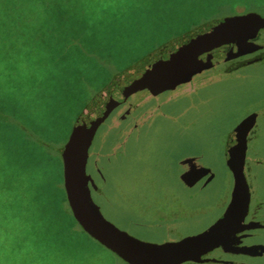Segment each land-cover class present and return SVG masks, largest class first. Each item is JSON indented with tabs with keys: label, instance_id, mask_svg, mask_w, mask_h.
<instances>
[{
	"label": "rangeland",
	"instance_id": "obj_1",
	"mask_svg": "<svg viewBox=\"0 0 264 264\" xmlns=\"http://www.w3.org/2000/svg\"><path fill=\"white\" fill-rule=\"evenodd\" d=\"M251 10L264 15V0H0V264H126L77 225L78 235L61 225L59 149L116 73L205 22ZM199 81L186 98L158 96L153 128L112 159L111 178L130 182L148 169L168 174L159 186L179 188L175 162L192 152L224 176L218 143L262 98L264 67ZM103 211L122 225L135 214Z\"/></svg>",
	"mask_w": 264,
	"mask_h": 264
},
{
	"label": "flooded vegetation",
	"instance_id": "obj_2",
	"mask_svg": "<svg viewBox=\"0 0 264 264\" xmlns=\"http://www.w3.org/2000/svg\"><path fill=\"white\" fill-rule=\"evenodd\" d=\"M250 12L256 13L258 19L237 40L201 53L184 69L130 94L106 115L90 139L85 174L91 181L87 186L90 199L108 223L155 246L199 239L190 241L188 256L162 264H264V94L250 103L246 113L219 141V156L225 167L222 178L203 162L201 152L176 160L177 173L170 179L179 188L159 186L167 173L147 169L130 182H119L108 173L112 159L122 155L127 144L140 143L153 128L152 105L161 93L186 98L187 93L196 90L201 78L237 73L249 66L264 67V15ZM243 14L235 13L230 18ZM205 73L208 76H202ZM141 91L145 95L142 99L129 101L131 95ZM144 104L150 109L138 111ZM166 110L160 111L162 116L174 120L175 112ZM186 112L178 113L182 116ZM112 136L116 138L110 141ZM128 206L135 214L124 218L125 225L103 211L107 207L118 213ZM143 215L152 216V221H144Z\"/></svg>",
	"mask_w": 264,
	"mask_h": 264
},
{
	"label": "water",
	"instance_id": "obj_3",
	"mask_svg": "<svg viewBox=\"0 0 264 264\" xmlns=\"http://www.w3.org/2000/svg\"><path fill=\"white\" fill-rule=\"evenodd\" d=\"M258 15L247 12L234 18L211 20L176 36L126 69L116 73L76 118L65 144L59 149L63 187L72 215L79 226L98 243L127 264H162L188 256L191 242L155 246L142 243L108 223L90 199L85 174L87 148L97 126L106 115L133 92L155 79L168 76L212 48L237 40ZM71 145V147H70Z\"/></svg>",
	"mask_w": 264,
	"mask_h": 264
},
{
	"label": "trees",
	"instance_id": "obj_4",
	"mask_svg": "<svg viewBox=\"0 0 264 264\" xmlns=\"http://www.w3.org/2000/svg\"><path fill=\"white\" fill-rule=\"evenodd\" d=\"M62 183L63 182L60 183V186H61V188H63V192H64L65 190H64V187H63ZM59 212H60L59 220L62 222L61 225H63L65 227L67 225V223H68V225H70V228H69V232L70 233H76L77 234L78 231H77L76 225L78 226L79 229L83 230L79 226V224L77 223V221L74 218V216L72 215V212L70 210V207H69L67 199H66L65 192H64L63 203H62V206H61V209H60Z\"/></svg>",
	"mask_w": 264,
	"mask_h": 264
},
{
	"label": "snow or ice",
	"instance_id": "obj_5",
	"mask_svg": "<svg viewBox=\"0 0 264 264\" xmlns=\"http://www.w3.org/2000/svg\"><path fill=\"white\" fill-rule=\"evenodd\" d=\"M70 147H71V145H70ZM188 163H191V161H188Z\"/></svg>",
	"mask_w": 264,
	"mask_h": 264
}]
</instances>
